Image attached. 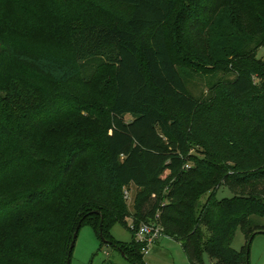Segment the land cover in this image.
I'll list each match as a JSON object with an SVG mask.
<instances>
[{"label": "trees", "instance_id": "16d2710c", "mask_svg": "<svg viewBox=\"0 0 264 264\" xmlns=\"http://www.w3.org/2000/svg\"><path fill=\"white\" fill-rule=\"evenodd\" d=\"M93 1L129 16L118 26L84 11L54 50L13 19L34 0H0V264H65L84 223L132 264H143L140 223L157 224L189 264H248L264 230L249 222L264 216V0ZM184 70L219 77L196 101ZM93 84L94 102L76 97ZM92 115L104 117L98 133L85 130ZM220 186L231 195L216 198ZM126 218L128 244L108 233Z\"/></svg>", "mask_w": 264, "mask_h": 264}, {"label": "rangeland", "instance_id": "374dc122", "mask_svg": "<svg viewBox=\"0 0 264 264\" xmlns=\"http://www.w3.org/2000/svg\"><path fill=\"white\" fill-rule=\"evenodd\" d=\"M33 1V0H32ZM33 7H27L23 15L15 14L14 18L21 23L28 33L30 43L42 46H48L55 49H63L67 43V33L70 22L78 16H84V11L89 12L86 16L89 19H99L118 26L123 25L129 16V9L120 6L98 3L93 0H34ZM255 57L264 61V46L255 52ZM109 71L103 72V78H108ZM181 78L184 82L187 94L194 100H202L208 92L209 85L219 77V75H200L188 70L180 71ZM229 78V76H226ZM37 85L35 82H29ZM53 93L67 92V87L52 85ZM98 84H93L88 95L84 92L77 94V98L83 101L94 102L95 95L98 93ZM41 102L44 95L40 96ZM37 103L39 99L36 96ZM165 110V109H164ZM90 123H86L85 130L90 133H98L102 128L103 115L89 116ZM124 120L128 121L129 116L125 115ZM193 134L207 143L208 139L202 137L201 131H194ZM194 151L201 152L199 147H194ZM222 184V182L220 183ZM127 198L124 200L125 206L129 213L132 212V196L136 192L133 186H129ZM206 194H202L198 202L201 203ZM229 190L220 186L215 194L216 198L229 197ZM264 203V202H263ZM250 225L264 226V216L251 215L249 217ZM130 224V218L125 219V225L117 222L111 224L108 233L114 241L128 244L131 240V232L127 229ZM244 238L239 227H236L232 240L231 248L238 250L243 244ZM248 264H264V234L255 233L249 243ZM141 261L143 264H189L180 244L167 237L160 235L154 243L147 247L145 254H142ZM69 264H132L123 257L114 247L106 243H101L95 230L88 224H82L76 234L73 247L69 257ZM202 264H214L213 260L205 254L202 256Z\"/></svg>", "mask_w": 264, "mask_h": 264}, {"label": "built area", "instance_id": "2783aa9c", "mask_svg": "<svg viewBox=\"0 0 264 264\" xmlns=\"http://www.w3.org/2000/svg\"><path fill=\"white\" fill-rule=\"evenodd\" d=\"M123 197L127 198V191L123 190ZM160 235V227L153 223H140L134 231L136 242L143 243L141 251L145 254L147 247L152 244Z\"/></svg>", "mask_w": 264, "mask_h": 264}, {"label": "water", "instance_id": "95a60500", "mask_svg": "<svg viewBox=\"0 0 264 264\" xmlns=\"http://www.w3.org/2000/svg\"><path fill=\"white\" fill-rule=\"evenodd\" d=\"M76 231L77 230L75 229L74 233L72 234V239H71V242H70V245H69V248H68L65 264H69V252H70V250H71V248L73 246V243H74L73 241H74V239L76 237ZM256 233H263L264 234V230H256Z\"/></svg>", "mask_w": 264, "mask_h": 264}, {"label": "crops", "instance_id": "0c3cea01", "mask_svg": "<svg viewBox=\"0 0 264 264\" xmlns=\"http://www.w3.org/2000/svg\"><path fill=\"white\" fill-rule=\"evenodd\" d=\"M154 243V242H153Z\"/></svg>", "mask_w": 264, "mask_h": 264}]
</instances>
